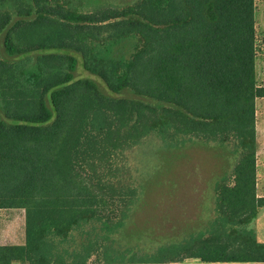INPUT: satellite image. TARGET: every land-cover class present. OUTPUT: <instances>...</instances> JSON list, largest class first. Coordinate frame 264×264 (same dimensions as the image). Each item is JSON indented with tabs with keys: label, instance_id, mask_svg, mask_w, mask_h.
<instances>
[{
	"label": "trees",
	"instance_id": "obj_1",
	"mask_svg": "<svg viewBox=\"0 0 264 264\" xmlns=\"http://www.w3.org/2000/svg\"><path fill=\"white\" fill-rule=\"evenodd\" d=\"M256 0H0V264H264L256 194ZM100 79H75L77 65ZM128 93L130 96L122 94ZM220 148L200 230L144 250L125 223L148 144Z\"/></svg>",
	"mask_w": 264,
	"mask_h": 264
},
{
	"label": "rangeland",
	"instance_id": "obj_2",
	"mask_svg": "<svg viewBox=\"0 0 264 264\" xmlns=\"http://www.w3.org/2000/svg\"><path fill=\"white\" fill-rule=\"evenodd\" d=\"M255 31L257 84L264 85V0H256ZM74 77L92 79L104 94H111L100 79L82 68L80 62ZM122 95L130 96L128 93ZM256 131L260 149L256 194L264 196V99L256 102ZM148 145L136 149L131 157L135 179L140 182L141 199L124 226L129 242L144 250L183 239L200 230L213 215L214 181L232 164L228 153L220 148L191 144L183 150L167 151L152 143ZM252 226L264 239V209ZM23 241L24 210H1L0 243Z\"/></svg>",
	"mask_w": 264,
	"mask_h": 264
},
{
	"label": "crops",
	"instance_id": "obj_3",
	"mask_svg": "<svg viewBox=\"0 0 264 264\" xmlns=\"http://www.w3.org/2000/svg\"><path fill=\"white\" fill-rule=\"evenodd\" d=\"M259 151H260V149L258 150V152L256 154V188H257V169H258V154H259ZM1 210H5V209H0V211ZM7 210H11V209H7ZM2 244H21V243H0V245H2Z\"/></svg>",
	"mask_w": 264,
	"mask_h": 264
}]
</instances>
